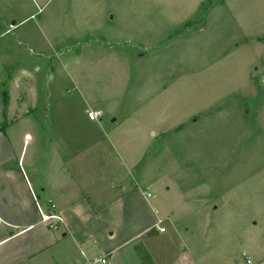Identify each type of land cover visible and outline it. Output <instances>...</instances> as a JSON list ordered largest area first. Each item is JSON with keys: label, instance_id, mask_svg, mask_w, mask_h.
I'll list each match as a JSON object with an SVG mask.
<instances>
[{"label": "rangeland", "instance_id": "obj_1", "mask_svg": "<svg viewBox=\"0 0 264 264\" xmlns=\"http://www.w3.org/2000/svg\"><path fill=\"white\" fill-rule=\"evenodd\" d=\"M263 84L264 0H0V127L143 196L161 263L264 264Z\"/></svg>", "mask_w": 264, "mask_h": 264}, {"label": "crops", "instance_id": "obj_2", "mask_svg": "<svg viewBox=\"0 0 264 264\" xmlns=\"http://www.w3.org/2000/svg\"><path fill=\"white\" fill-rule=\"evenodd\" d=\"M8 131H0V264H87L99 256L108 264H141L140 253L153 264L161 263L157 245L148 242L144 247L143 240L160 219L143 196L132 201L133 191L112 194L104 205L91 203L83 190L94 177L75 179L62 168L65 160L82 157L79 153L61 154L59 169L53 166L44 182L36 172L40 156L30 152L36 143L33 131L24 129L19 136ZM50 212L60 219L54 227L44 222ZM139 245L145 252L137 250ZM175 260L177 256L166 264Z\"/></svg>", "mask_w": 264, "mask_h": 264}, {"label": "built area", "instance_id": "obj_3", "mask_svg": "<svg viewBox=\"0 0 264 264\" xmlns=\"http://www.w3.org/2000/svg\"><path fill=\"white\" fill-rule=\"evenodd\" d=\"M86 117L90 122H98L102 119L103 113L101 110H86ZM59 221H60L59 217L55 215L53 212H50L49 215L46 216L44 219V222L49 227H54V225ZM161 231H163V229H161L160 232ZM87 264H108V261L106 260V258L99 256L88 260Z\"/></svg>", "mask_w": 264, "mask_h": 264}, {"label": "trees", "instance_id": "obj_4", "mask_svg": "<svg viewBox=\"0 0 264 264\" xmlns=\"http://www.w3.org/2000/svg\"><path fill=\"white\" fill-rule=\"evenodd\" d=\"M2 128H3V126L0 127V131L3 130ZM140 256H141V261H142L141 263L142 264H149L150 260H149V258L147 256V254L140 253Z\"/></svg>", "mask_w": 264, "mask_h": 264}, {"label": "clouds", "instance_id": "obj_5", "mask_svg": "<svg viewBox=\"0 0 264 264\" xmlns=\"http://www.w3.org/2000/svg\"><path fill=\"white\" fill-rule=\"evenodd\" d=\"M77 212H79L80 211V209L79 208H77V210H76Z\"/></svg>", "mask_w": 264, "mask_h": 264}]
</instances>
